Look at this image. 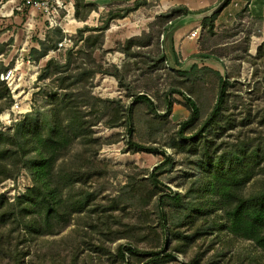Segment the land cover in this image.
<instances>
[{"label":"rangeland","instance_id":"obj_1","mask_svg":"<svg viewBox=\"0 0 264 264\" xmlns=\"http://www.w3.org/2000/svg\"><path fill=\"white\" fill-rule=\"evenodd\" d=\"M64 1L66 8L53 17L24 0H0V52L12 58L11 67L17 58H23L16 80L10 88L6 85L11 104L0 115L15 101L19 110L11 113L13 121L9 125L0 118V130L11 127L9 131H13L14 123L25 119L50 121L45 117L49 116L52 97L64 93L58 88L59 78L65 79L77 65H83L102 70L89 79L86 88L94 97L120 99L125 108L136 95L144 94L153 101L154 106L144 102L133 106L131 138L156 148L158 153L128 149L125 126L106 125L116 104L103 112L87 107L89 119L96 120L92 138L101 145L93 144L83 157L82 145L75 142L63 159L68 167L72 162L85 163V157L93 163V176L74 188V192L93 194L95 199L88 206L91 216L76 215L57 234L31 242L25 264H254L252 257L257 250L251 242L233 237L216 225L221 214L206 204L211 196L198 190V182L192 184L203 173L200 150L190 148L189 142L176 133L190 113L184 95L194 99L200 109L198 120L184 135L191 137L199 131L215 103L219 82L214 71H219L228 80L223 124L203 133L212 140L213 157L241 145L264 148V52L252 55L242 51L245 40H249L244 11L228 29L214 24L216 29L209 33L201 25L196 37L201 49L207 51L202 53L209 57L193 62L195 58L190 56L173 68L170 62L161 60L163 51L171 57L165 49L164 26L169 22L163 14L172 8L162 11L158 0H145L126 16L112 19L108 30L100 34L91 29L101 27L111 13L133 7L134 2L110 5L104 0H83L95 8L84 20L87 24L68 32L61 27L62 18L67 10L75 13L77 0ZM80 12L85 13V8ZM56 28L64 34L61 40L52 31ZM135 31L140 34L129 36ZM43 47H48L43 57L32 52ZM68 52L69 71L54 74L52 63L44 71L49 59L67 64ZM114 57L120 58L118 64ZM193 64L196 70L179 72ZM115 69L122 87L115 77L106 74ZM71 81L67 79L64 84ZM167 101L172 103L170 112ZM4 102L0 100V105ZM260 157L256 175L246 186L248 193L264 186V154ZM156 166L159 168L154 171ZM31 187L30 174L22 167L0 183V194L13 201ZM174 193L181 196L179 200H174ZM199 205H204L206 213L195 212ZM119 245H130L136 251L125 252L123 259L116 251Z\"/></svg>","mask_w":264,"mask_h":264},{"label":"trees","instance_id":"obj_2","mask_svg":"<svg viewBox=\"0 0 264 264\" xmlns=\"http://www.w3.org/2000/svg\"><path fill=\"white\" fill-rule=\"evenodd\" d=\"M144 2L145 0H136L133 7L111 13L101 27L91 30L102 34L112 19L126 16ZM80 8H85L86 12L81 13ZM94 8L90 3L77 0L75 17L84 21ZM198 12L202 11L191 12L183 6L173 7L170 12L163 14L169 22L164 26V32L183 16ZM217 15L218 13H215L200 21L209 33L213 32ZM52 31L60 40L62 39L64 34L59 28ZM81 32L82 30H78V33ZM42 44L44 46V43ZM47 50L48 47H43L41 51L34 49L32 52L43 57L47 54ZM207 57L209 56L202 52L191 55V58L195 59ZM91 60L93 61L92 57ZM161 60L170 62L173 68L179 64L174 52L171 57H167L163 51ZM69 62H71V52H68L67 64L59 65L54 59H49L44 71L48 70L52 63L54 64L52 73L67 72ZM82 66L77 65L76 71L66 75L65 79L59 78L58 88L64 90V93L53 95L49 116L45 117L50 118V121L25 119L14 123L13 131H9L11 127L7 131L0 130V183L13 176L22 167L27 169L32 181V187L13 201H9L0 194V264H25L24 259L30 254L31 242L47 235L57 234L68 226L76 215L91 216L92 211L88 210V206L95 199L93 194L79 190L74 192V188L78 182L87 181L93 176L91 171L93 163L88 162V157H85V163L72 162L68 167L63 159L75 142L82 145L83 157L87 155L89 148L94 146L93 144L98 147L101 145L100 141L92 138V127L96 124V120L89 119L88 116L91 114H87L85 110L87 107L92 108L93 111L100 109L99 111L103 112L116 104L117 107L111 109L112 117L106 125L108 127L125 126L128 149L158 153L156 148L145 146L131 138L130 118L133 106L141 102L154 106L153 101L146 95L140 94L136 95L130 106L125 108L120 99L94 97L86 88L90 84L89 79L102 70ZM196 69L197 65L193 64L189 69L179 70V72L187 74L189 70ZM214 73L219 82L218 94L209 114L202 121L201 128L191 137L184 135L187 128L195 123L200 115V109L195 100L184 95L185 106L190 113L187 119L179 123L176 133L189 142L190 148L200 150L203 158V173L192 184L198 182V190L203 189L211 196L206 200V204L221 214L216 225L233 237L251 242L257 250V255L252 257L253 261L256 260L254 264H264L261 263L262 259L264 260V186L250 193L245 190L256 175L259 161L263 158L260 156L261 153L264 154V148L241 145L236 150L225 151L213 157L212 140L205 137L203 133L209 129L217 130L222 127L228 87L225 76L219 71ZM106 74L115 77L119 86H123L118 70L115 69V72ZM67 79L73 81L64 84ZM80 88L85 90L79 91ZM2 99H5V102L0 105V112L12 101L6 84L0 81V100ZM171 107V101H167L168 112L171 111ZM123 111L125 113L122 114ZM167 158L169 157L166 156L165 159ZM158 168L159 166H156L154 171ZM174 194V200H179L181 196L178 193ZM203 206L199 205L195 212L206 213ZM102 215L104 211H101V218ZM116 251L124 259L125 252L134 253L136 250L130 245H119Z\"/></svg>","mask_w":264,"mask_h":264},{"label":"crops","instance_id":"obj_3","mask_svg":"<svg viewBox=\"0 0 264 264\" xmlns=\"http://www.w3.org/2000/svg\"><path fill=\"white\" fill-rule=\"evenodd\" d=\"M88 1L90 0H87L86 2ZM134 1L136 0H104V3H108L110 5H124L130 4ZM219 1L220 0H158V3L162 8V11H166L177 6H183L191 12H196L205 11L210 7L216 5ZM243 11L246 14V18L244 19L246 20L247 25H249L247 36L249 40H245L242 51H245L252 55L260 50L261 52H264V0H230L225 5V7H223L222 10L218 12L214 24L217 25L220 23L222 24V27L228 29L231 26L232 22L236 20L237 15ZM73 14L74 12H72L71 10H67V14H65V16L62 18L63 22L61 24V27L64 31L69 32L71 31V29L75 30L76 28H80L84 24H87V20L83 22L81 20L74 19ZM196 27H199V32L201 27L200 21L191 22L180 26L173 32L172 48L178 61H181V59H186L193 54L207 52L206 50L201 49L202 47L196 36L190 37V32ZM240 33L244 35L243 32ZM139 34V32L135 31L129 36H136ZM239 40L240 39L236 40L235 42H238ZM165 49L167 50V42ZM117 60L118 64L120 62V58H117ZM192 61L195 62L196 59Z\"/></svg>","mask_w":264,"mask_h":264},{"label":"built area","instance_id":"obj_4","mask_svg":"<svg viewBox=\"0 0 264 264\" xmlns=\"http://www.w3.org/2000/svg\"><path fill=\"white\" fill-rule=\"evenodd\" d=\"M24 3L30 5L31 7H40L47 13L48 16L52 15L53 17L60 9L66 8L67 6L64 0H24ZM198 29L199 27L194 28L190 32V37H195ZM11 60V57L6 56L3 52H0V81L5 83L9 88L16 80L17 70L19 65L22 64L23 58H21V60L17 58L14 62L15 66L13 67L10 66ZM26 63L27 65H30L31 62L27 59ZM17 110H19V103L15 101L9 110L0 115L1 120L4 121L3 124L9 125L13 121L11 113H15Z\"/></svg>","mask_w":264,"mask_h":264},{"label":"water","instance_id":"obj_5","mask_svg":"<svg viewBox=\"0 0 264 264\" xmlns=\"http://www.w3.org/2000/svg\"><path fill=\"white\" fill-rule=\"evenodd\" d=\"M230 0H220L216 5L210 7L209 9L198 12V13H189L176 21L172 26L167 30L166 32V40H167V55L172 56L173 54V48H172V34L173 32L179 28L180 26H183L185 24L201 21L204 18L210 17L215 13H218L222 10L223 7L229 2Z\"/></svg>","mask_w":264,"mask_h":264}]
</instances>
